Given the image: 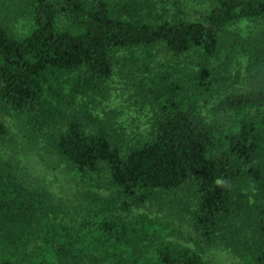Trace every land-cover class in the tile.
<instances>
[{
  "label": "trees",
  "instance_id": "16d2710c",
  "mask_svg": "<svg viewBox=\"0 0 264 264\" xmlns=\"http://www.w3.org/2000/svg\"><path fill=\"white\" fill-rule=\"evenodd\" d=\"M116 77L144 127L98 114ZM214 244L264 264V0H0V264H210Z\"/></svg>",
  "mask_w": 264,
  "mask_h": 264
},
{
  "label": "rangeland",
  "instance_id": "374dc122",
  "mask_svg": "<svg viewBox=\"0 0 264 264\" xmlns=\"http://www.w3.org/2000/svg\"><path fill=\"white\" fill-rule=\"evenodd\" d=\"M254 27L255 24L242 25L240 27L242 32L241 34L247 35L250 30L254 29ZM159 49L160 50L156 53L157 59H167L168 54H166L165 49L163 47H159ZM123 81V79L121 80L118 77L115 78V83L112 85L115 89L110 90L111 95L108 96L106 100L101 99L97 101V111L100 116H103V110L109 114H111V111L117 113L120 112L121 117H119V121H123L122 125L125 126L127 128V132H129L135 127H144L142 123L145 121V118L143 113L138 109L139 107L134 106L129 95L130 92L126 89L127 83L125 84ZM20 146V152H18V154L20 155L23 164L28 166L32 176L42 178L44 184L48 186L54 194L61 195L63 196L62 198L68 197L74 187L73 181L69 176H66L64 170L57 164L55 159H43L40 157L42 154L36 153V150L25 145ZM137 212L145 213L150 216L165 217L164 212L157 211L156 208L147 205L138 209ZM171 220L176 227H181L183 231L188 229L180 217L172 215ZM181 242L183 241L181 240ZM206 258L210 264H244L228 249L215 244L213 246L210 245L209 247H206Z\"/></svg>",
  "mask_w": 264,
  "mask_h": 264
}]
</instances>
